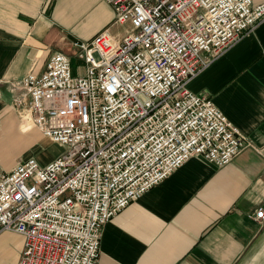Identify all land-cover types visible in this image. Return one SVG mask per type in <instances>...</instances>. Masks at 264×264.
<instances>
[{
  "label": "built area",
  "instance_id": "2783aa9c",
  "mask_svg": "<svg viewBox=\"0 0 264 264\" xmlns=\"http://www.w3.org/2000/svg\"><path fill=\"white\" fill-rule=\"evenodd\" d=\"M108 29L7 82L13 107L65 148L0 168V233L23 236L17 264H98L104 224L194 155L230 163L248 138L188 87L264 19L253 0H109ZM260 207L256 217L264 216Z\"/></svg>",
  "mask_w": 264,
  "mask_h": 264
},
{
  "label": "crops",
  "instance_id": "0c3cea01",
  "mask_svg": "<svg viewBox=\"0 0 264 264\" xmlns=\"http://www.w3.org/2000/svg\"><path fill=\"white\" fill-rule=\"evenodd\" d=\"M117 25L109 0H0L1 169L22 160L9 148L33 128L10 109L7 80L41 70L53 53L73 57L75 42L105 29L121 38ZM188 87L211 98L250 144L225 165L192 156L120 210L104 224L98 264H264V219L256 217L264 208V19ZM23 249L20 233H0V264H17Z\"/></svg>",
  "mask_w": 264,
  "mask_h": 264
},
{
  "label": "rangeland",
  "instance_id": "374dc122",
  "mask_svg": "<svg viewBox=\"0 0 264 264\" xmlns=\"http://www.w3.org/2000/svg\"><path fill=\"white\" fill-rule=\"evenodd\" d=\"M127 27L128 26L126 25L119 24L116 26V28H114V31H119L121 32V34H124L126 32ZM72 62H73L74 74H78L79 72H82L80 70L81 68H79V66H81L82 64L81 60L77 58L76 56H73ZM11 79H15V78H11ZM12 103H13V97H12L10 109L14 113H16V115L18 116L20 120V125H21L23 122H25L29 118H27L24 114H20L18 111H16ZM31 123H32L33 128H30L29 130H27L28 132H25L22 130L24 132L22 137H27V138H24L23 145H21V147L9 148V154H11L12 157H14L17 160L19 159L23 160L29 157H35L37 159L39 157L37 153H39L40 149L42 148L43 155L40 156L38 159L39 161L44 163L48 161L49 159H51L53 156L56 155L57 157L59 154L64 152L65 150L64 147H61L59 143L52 141L50 138H46L40 132V130L36 126H34L32 121ZM24 124L26 126V122Z\"/></svg>",
  "mask_w": 264,
  "mask_h": 264
},
{
  "label": "snow or ice",
  "instance_id": "6c2138e0",
  "mask_svg": "<svg viewBox=\"0 0 264 264\" xmlns=\"http://www.w3.org/2000/svg\"><path fill=\"white\" fill-rule=\"evenodd\" d=\"M260 215H261V216H264V213H261Z\"/></svg>",
  "mask_w": 264,
  "mask_h": 264
},
{
  "label": "bare ground",
  "instance_id": "6f19581e",
  "mask_svg": "<svg viewBox=\"0 0 264 264\" xmlns=\"http://www.w3.org/2000/svg\"><path fill=\"white\" fill-rule=\"evenodd\" d=\"M52 140V139H51ZM53 141V140H52Z\"/></svg>",
  "mask_w": 264,
  "mask_h": 264
}]
</instances>
